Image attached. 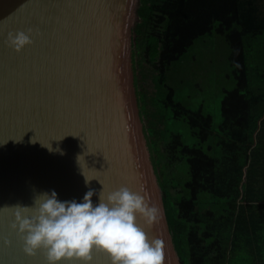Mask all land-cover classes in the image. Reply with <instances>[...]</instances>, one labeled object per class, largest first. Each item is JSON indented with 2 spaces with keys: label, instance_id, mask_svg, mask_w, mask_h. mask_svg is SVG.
<instances>
[{
  "label": "water",
  "instance_id": "obj_1",
  "mask_svg": "<svg viewBox=\"0 0 264 264\" xmlns=\"http://www.w3.org/2000/svg\"><path fill=\"white\" fill-rule=\"evenodd\" d=\"M139 2L0 0V209L31 207L52 191L81 203L90 189L95 206L103 188L107 197L128 187L160 211L157 223L137 215V224L149 241L163 240L164 264H181L131 71ZM29 30L20 52L8 45V33ZM12 223V212L0 211V264H46L43 250L24 253ZM92 255V264H112L102 251Z\"/></svg>",
  "mask_w": 264,
  "mask_h": 264
},
{
  "label": "trees",
  "instance_id": "obj_2",
  "mask_svg": "<svg viewBox=\"0 0 264 264\" xmlns=\"http://www.w3.org/2000/svg\"><path fill=\"white\" fill-rule=\"evenodd\" d=\"M137 16L155 87V111H142L181 264H264V0H140ZM215 38L230 50L233 85L220 122L169 78L198 40Z\"/></svg>",
  "mask_w": 264,
  "mask_h": 264
},
{
  "label": "clouds",
  "instance_id": "obj_3",
  "mask_svg": "<svg viewBox=\"0 0 264 264\" xmlns=\"http://www.w3.org/2000/svg\"><path fill=\"white\" fill-rule=\"evenodd\" d=\"M30 32L8 33V45L20 52L32 43ZM48 149L52 151L51 146ZM94 194L90 189L81 203L61 202L52 191L37 195L31 207L17 204L0 211L12 212L11 229L22 238L24 253L34 257L43 250L46 264H92L94 250L110 256L112 264H164L163 240L149 241L137 224V215L149 226L157 223L159 209L128 187H120L107 197L103 188L95 206Z\"/></svg>",
  "mask_w": 264,
  "mask_h": 264
},
{
  "label": "rangeland",
  "instance_id": "obj_4",
  "mask_svg": "<svg viewBox=\"0 0 264 264\" xmlns=\"http://www.w3.org/2000/svg\"><path fill=\"white\" fill-rule=\"evenodd\" d=\"M138 22V18L132 29V38L130 45L131 71L137 95L139 110L141 114L144 134L146 138L148 153L150 157L151 167L156 183L158 176L156 175L155 166L152 162L148 142V121L145 112L155 111L150 104V98L155 93L153 83L154 72L152 68L143 60L141 51L136 47V35L133 32L134 27ZM229 48L222 43L219 38L215 39H200L190 50L185 62H179L172 67L169 73L171 82L178 85L182 98L192 105L194 109L204 104L206 112H209L215 117L216 122L221 120V101L223 98V90L233 87L227 75L231 72L229 67ZM214 60V62H211ZM147 98L146 103L143 102V97ZM163 195V193H162ZM248 253H246V258ZM233 264H248V262L236 261Z\"/></svg>",
  "mask_w": 264,
  "mask_h": 264
},
{
  "label": "crops",
  "instance_id": "obj_5",
  "mask_svg": "<svg viewBox=\"0 0 264 264\" xmlns=\"http://www.w3.org/2000/svg\"><path fill=\"white\" fill-rule=\"evenodd\" d=\"M261 251H264V248H262Z\"/></svg>",
  "mask_w": 264,
  "mask_h": 264
}]
</instances>
